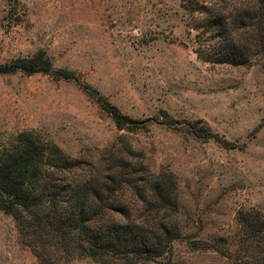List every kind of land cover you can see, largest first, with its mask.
Segmentation results:
<instances>
[{
	"label": "rangeland",
	"instance_id": "1",
	"mask_svg": "<svg viewBox=\"0 0 264 264\" xmlns=\"http://www.w3.org/2000/svg\"><path fill=\"white\" fill-rule=\"evenodd\" d=\"M185 3L0 0L1 64L42 50L74 72L0 73V149L30 132L78 158L77 176L125 155L175 184L167 214L181 236L162 263L236 264L218 248L241 253L238 212L264 215V70L198 58ZM89 91L140 128H116ZM22 221L0 209V264H96L53 244L38 252Z\"/></svg>",
	"mask_w": 264,
	"mask_h": 264
},
{
	"label": "trees",
	"instance_id": "2",
	"mask_svg": "<svg viewBox=\"0 0 264 264\" xmlns=\"http://www.w3.org/2000/svg\"><path fill=\"white\" fill-rule=\"evenodd\" d=\"M184 7L190 29L197 33L198 58L233 66L257 63L264 70V0H186ZM16 71L74 79L71 70H55L42 50L0 63V73ZM88 94L116 128H140V121L93 91ZM193 129L195 135L211 138L205 128ZM108 162L105 169L91 165L77 176L78 158L20 132L10 146L0 149V209L22 217L38 252L53 244L96 264H164L159 259L181 236L167 214L175 209V184L125 155H112ZM237 218L241 253L218 249L236 264H264V215L241 210Z\"/></svg>",
	"mask_w": 264,
	"mask_h": 264
}]
</instances>
